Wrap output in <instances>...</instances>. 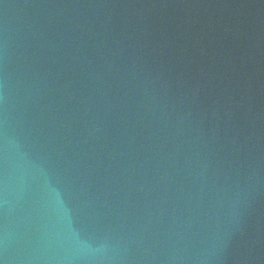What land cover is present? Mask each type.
Instances as JSON below:
<instances>
[{"label":"water","instance_id":"1","mask_svg":"<svg viewBox=\"0 0 264 264\" xmlns=\"http://www.w3.org/2000/svg\"><path fill=\"white\" fill-rule=\"evenodd\" d=\"M0 264H264V0H0Z\"/></svg>","mask_w":264,"mask_h":264}]
</instances>
